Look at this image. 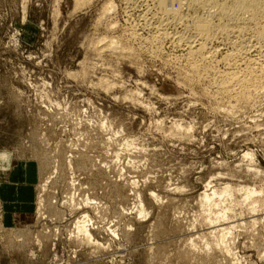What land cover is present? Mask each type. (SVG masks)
Wrapping results in <instances>:
<instances>
[{
  "label": "rangeland",
  "instance_id": "1",
  "mask_svg": "<svg viewBox=\"0 0 264 264\" xmlns=\"http://www.w3.org/2000/svg\"><path fill=\"white\" fill-rule=\"evenodd\" d=\"M178 1L0 0V183L36 174L31 211L0 198V264H264V75L243 93L251 55L225 59L264 20ZM166 14L229 42L190 60Z\"/></svg>",
  "mask_w": 264,
  "mask_h": 264
},
{
  "label": "bare ground",
  "instance_id": "2",
  "mask_svg": "<svg viewBox=\"0 0 264 264\" xmlns=\"http://www.w3.org/2000/svg\"><path fill=\"white\" fill-rule=\"evenodd\" d=\"M168 1L170 0H162V2L164 4H166ZM77 2V1H76ZM79 2V1H78ZM174 2V1H173ZM178 2H180L179 4H181V7H185L187 4L182 2V0H179ZM189 2V1H188ZM193 6H196V8L198 7L200 10L202 9H207V6H211V5H216L217 7V17L220 20H232V19H242L243 21L241 22L243 24L244 19L242 17H244L245 15H248L247 18L249 17L252 21V23H254V20H264V0H223L221 2H219L218 0H194L191 2ZM177 4V3H176ZM190 4V2H189ZM125 7V6H124ZM172 7V6H171ZM178 7V6H177ZM176 7V9H178ZM188 7V6H187ZM186 7V8H187ZM215 7V6H213ZM215 7V8H216ZM194 8V7H193ZM210 8V7H209ZM180 9V8H179ZM178 9V10H179ZM212 9V8H211ZM209 10V9H208ZM212 10V12L214 11ZM177 11V10H176ZM189 11V10H187ZM198 11V10H197ZM207 11V10H206ZM214 11V12H215ZM178 12V11H177ZM180 12L181 9H180ZM172 13V12H171ZM175 13V12H174ZM198 13V12H196ZM147 14V13H146ZM210 14V13H209ZM186 15V14H185ZM215 16V14L213 15V17ZM200 17V16H199ZM202 18V17H201ZM201 18H196V17H190V16H178L176 14H174V16H169V14L167 15H163V17H160L157 19L156 24H150L148 26H151V30L154 31V35H156L154 38L158 39L159 42L160 41H173V43L175 44V48H184L185 50H183L185 52L186 58H199V60H201V62H206L211 61L212 59H214V52H217V48H219L220 46L224 45L225 42H229V41H225V42H218L217 40H212V41H208V37L203 36L204 32H201V30L203 31V29H212L213 27L211 26V23L205 19H201ZM212 18V17H211ZM246 18V19H247ZM209 19V18H208ZM249 19V20H250ZM152 20V19H151ZM218 20V19H217ZM211 21V20H210ZM229 21V22H230ZM233 21V20H232ZM146 22V21H145ZM155 22V21H154ZM220 22V21H218ZM234 22V21H233ZM240 22V20H239ZM246 22V21H245ZM251 22V21H250ZM241 23H236L235 24H241ZM149 24V23H148ZM230 25L231 22L229 23ZM228 24V25H229ZM256 24V23H255ZM254 24V25H255ZM262 25V23H260ZM220 25V24H219ZM229 25V26H230ZM257 25V24H256ZM255 25V26H256ZM259 25V24H258ZM116 26V25H115ZM147 26V24H146ZM203 27V28H202ZM219 27V26H218ZM217 27V28H218ZM228 27V26H227ZM258 27V26H257ZM144 28V27H143ZM147 28V27H146ZM149 28V27H148ZM147 28V29H148ZM216 29V27H214ZM222 28V27H221ZM224 28V27H223ZM222 28V29H223ZM226 28V27H225ZM141 29V28H140ZM136 30V29H135ZM150 30V29H149ZM214 30V29H213ZM227 30V29H226ZM243 31V30H242ZM254 31V30H253ZM193 32V35L190 36V34ZM245 32V31H244ZM132 35L130 34V36H135L138 35L135 31H132ZM153 34V32H152ZM203 34V35H202ZM249 35V34H248ZM205 37V38H204ZM134 38V37H133ZM151 38V37H149ZM153 38V37H152ZM151 38V41H152ZM153 38V39H154ZM237 38V37H236ZM235 38V39H236ZM241 38V37H240ZM148 39V38H147ZM154 39V40H155ZM229 39V38H228ZM227 39V40H228ZM226 40V39H225ZM238 40V39H236ZM262 40L264 41V27H259L256 28V30L254 31V33H252L251 38L249 39H242L239 42H233L232 46L234 47V52L228 54L225 59L230 63L231 61H233L234 59L237 58V56L239 55H248L250 54L251 56H249L250 58L248 62V74L246 75L247 78L243 79V80H239V83L242 84V87H244V92H247V90L249 91L251 85H253V82L255 80H258V77L263 73L264 75V63L258 64L257 60L255 57H259V58H264V43L262 42ZM145 43L148 42V44L153 43L150 40L146 41L144 40ZM155 42V41H154ZM182 43H185V45H182ZM263 44V46H261L260 44ZM173 44V45H174ZM112 45H114V42H112ZM111 45V47H112ZM151 45V44H150ZM231 46V47H232ZM110 47V45H109ZM122 47V46H121ZM139 48V47H138ZM124 51V50H123ZM215 55V54H214ZM242 55V56H243ZM240 57V56H239ZM169 58V57H168ZM247 59V60H248ZM198 60V59H197ZM264 61V60H263ZM177 62V61H176ZM196 62V61H195ZM235 62V61H234ZM192 63V62H190ZM209 63V62H208ZM197 62L196 63H192L191 65H189L190 68V73H191V77L192 75H194V77L196 76L195 74L198 71V67L197 66ZM257 65V66H256ZM202 66V65H201ZM247 66V65H246ZM253 66V67H252ZM255 66L257 68H255ZM203 67V66H202ZM205 67V66H204ZM205 69V68H204ZM207 69V68H206ZM201 70L203 71V69L201 68ZM199 70V71H201ZM243 70V69H242ZM256 70H259L260 72H262L259 76L257 74H259L260 72L257 71L258 73H256ZM245 71V72H246ZM227 72V71H226ZM233 72V71H232ZM232 72H228V73H224V77H223V81H222V88L223 90L226 92H229L231 88H233V86L231 87V84H233L235 81V83H237V76L232 73ZM201 73V72H200ZM207 73V72H206ZM199 74V73H198ZM197 74V75H198ZM246 74V73H245ZM199 76V75H198ZM191 80V78H189ZM239 79V78H238ZM241 79V78H240ZM233 82V83H232ZM234 83V84H235ZM256 84V83H255ZM192 85V84H191ZM221 85V84H220ZM261 86V85H260ZM257 87V86H256ZM220 88V87H219ZM221 88V90H222ZM252 88V87H251ZM260 88V87H258ZM220 90V91H221ZM222 90V92H223ZM257 90V89H256ZM232 91V90H231ZM255 91V90H254ZM253 91V92H254ZM242 94V93H241ZM240 95V94H238ZM215 97V96H214ZM242 97V96H241ZM247 97V96H246ZM248 99V98H247ZM248 194V193H247ZM251 194V192H250ZM249 195V194H248ZM252 195V194H251ZM250 195V196H251ZM244 196V195H243ZM247 197V196H246ZM206 198V197H205ZM208 200H210L208 198ZM243 203V202H242ZM254 205V204H253ZM252 208V207H251ZM83 218V217H82ZM218 220V219H217ZM221 224V223H220ZM87 225H85V223L82 221L77 222L76 225V230H78L79 233L83 234L84 237L90 238V235L88 233L87 230ZM223 229V228H222Z\"/></svg>",
  "mask_w": 264,
  "mask_h": 264
},
{
  "label": "crops",
  "instance_id": "3",
  "mask_svg": "<svg viewBox=\"0 0 264 264\" xmlns=\"http://www.w3.org/2000/svg\"><path fill=\"white\" fill-rule=\"evenodd\" d=\"M35 180L33 165L21 163L11 169L8 182L0 183V198L3 200L8 222L11 223L16 214L32 210Z\"/></svg>",
  "mask_w": 264,
  "mask_h": 264
}]
</instances>
